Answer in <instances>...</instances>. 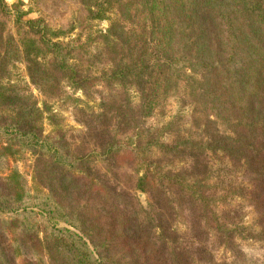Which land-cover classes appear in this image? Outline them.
Wrapping results in <instances>:
<instances>
[{"label": "rangeland", "instance_id": "rangeland-1", "mask_svg": "<svg viewBox=\"0 0 264 264\" xmlns=\"http://www.w3.org/2000/svg\"><path fill=\"white\" fill-rule=\"evenodd\" d=\"M93 1L0 0V86L13 89L15 97L17 92L23 98L24 107L36 104L40 108L44 143L55 145L52 152L43 156L31 150L9 158L0 153V180L6 183L17 170L21 174V181L16 183L19 188L26 184L31 192L58 197L68 218L77 226L60 218L52 219L38 207L30 209L42 214L46 229L67 228L86 244L83 248L75 241L65 252L47 243L41 249L27 248L18 240L17 264H96L87 258V248L98 264H151L159 257L166 264H264L260 243L253 247L251 241L237 239L235 243L240 248L229 246L226 250L221 245L224 237L211 236L208 248L201 250L207 246L199 238V235L203 237L200 231L205 226L195 230V218L202 214L209 216L206 208L184 210L182 202L176 199L174 204L180 213L172 216L169 211L176 209L169 210V207L174 197L169 187L165 188L166 184L159 185L158 179L159 191L164 189L167 193L158 195L167 199L164 207V201H155L154 194L140 187L148 171L160 176L170 168L180 169L186 162L190 166L187 171L191 170L188 154L183 156L169 150L174 141H190L194 152L205 154V144L221 134H229L239 123L242 116L234 107V100L242 94L251 66L258 61L264 63V25L249 10L240 14L239 7L236 15L229 16L234 20H221L225 45L218 53L237 80L233 90L224 93L220 88H211L205 77L207 70L195 81L191 71L180 67L182 56L207 63L217 53L202 42V34L192 25L195 15L189 10L182 11L169 1L170 9L162 16L158 14L155 20L154 14L145 10L135 12L134 0H124L117 5L114 16L120 18L123 26L118 32L122 44H108L101 33L108 31L111 22L95 18ZM134 22H146L142 37L149 43L151 32L162 37V45L172 47L167 53L177 60L168 91L160 95V104L152 115L141 108L144 96L139 85L133 82L137 78L132 74L138 71L134 57L139 50L136 41L139 36L133 37ZM55 31L61 34L56 36ZM161 46L156 48L150 44L147 52L161 55L158 49L165 50ZM74 56L97 76L87 91L75 87L69 69ZM125 66L129 74L121 83L115 77L120 76ZM3 117L1 114L0 122H8ZM6 141V137L0 138V144ZM229 157L223 150L205 154L210 171L207 178L212 187L206 194L213 195L216 201L218 195L226 200L218 205L220 210L240 200L239 187L247 184L243 168H236ZM76 175L82 177L78 184L72 180ZM63 176L69 178L63 179ZM186 205L192 204L187 201ZM158 207L161 208L157 210ZM240 212L244 225L254 221V208L244 205ZM157 213L160 217L162 213L163 217L168 216L164 230L157 226ZM58 214L64 216L61 211ZM112 217H117V221ZM113 221L116 227L112 231ZM126 227L129 233L150 228L151 247L143 251L140 246H133L132 240L125 236ZM16 235V229H11L10 236ZM23 237L20 233L19 239ZM187 244L194 259L192 263L183 256L184 250H180ZM160 249L165 250L158 255Z\"/></svg>", "mask_w": 264, "mask_h": 264}, {"label": "trees", "instance_id": "trees-1", "mask_svg": "<svg viewBox=\"0 0 264 264\" xmlns=\"http://www.w3.org/2000/svg\"><path fill=\"white\" fill-rule=\"evenodd\" d=\"M135 12L145 10L148 13L154 14V19H157V15H163L170 9L169 1L172 4L180 6L182 11L189 10L190 14L195 16L192 18V25L195 29H199L202 34V42L208 44L209 48H214L216 58L211 62L198 61L194 62L193 58L180 57L182 60L181 69L191 71L195 81L199 80V74L207 70L205 77L210 81L211 88L214 87L222 89L225 92H231L233 85L237 84V80L230 74L229 64L220 59V53L223 48V32L221 30L223 18L232 19L234 14L236 15L241 8V13L247 12L253 13L261 25H264V0H134ZM124 0H95L93 1V12L95 18L108 19L111 22V26L106 33H101L104 36L106 43L109 44H122L121 38H119L118 32L123 28L120 18H114L117 13V5L122 4ZM227 10H229L227 12ZM223 12V13H222ZM136 13V14H139ZM135 15V14H134ZM223 19V20H222ZM233 18L232 20H234ZM222 20V21H221ZM135 23L134 36L138 41V55L134 57V63L138 66V71L133 72V78L136 77L134 83L139 85L144 98L142 99V109L149 115L160 104V95L166 94L168 91L169 81L171 76L175 72V65L177 60L174 56H170L167 51L171 49V46L162 45L164 43L162 37L157 36L154 32H151L150 43L144 33L147 29V23L143 22L139 24ZM157 23V22H156ZM189 27V25H188ZM166 28V27H165ZM194 30L193 27L190 28ZM264 30V29H263ZM50 31L52 29L50 28ZM58 36L61 32H53ZM170 33V32H169ZM115 35V37H114ZM204 35V36H203ZM113 37V39H111ZM36 40L33 42L36 44ZM55 44H63L57 42ZM135 44V43H134ZM155 44L157 46H165V50L158 51L162 53L157 55L156 53L147 52V46ZM196 44V43H193ZM264 44V38H263ZM161 46V47H162ZM140 47V48H139ZM154 47V48H155ZM39 49V48H38ZM152 49V47H151ZM31 51V50H29ZM264 53V48H263ZM28 57L30 53L27 52ZM73 62L69 65L70 73L75 81V87L82 90H89L94 82L97 80V76L92 75L88 69L84 67V64L80 63V60L74 56ZM195 59V58H194ZM190 63V64H189ZM180 64V63H179ZM200 66H204L200 70ZM186 73V72H185ZM188 73V72H187ZM129 74L127 67L125 66L120 76L115 77L121 83ZM242 94L239 97H235L234 107L241 112V118L237 125H234L229 134H221L218 139L205 144V154L211 155L218 150L226 151L230 156L229 158L234 163L235 167L243 168L245 176H247V184L239 187L238 197L240 200L231 203V207L228 209H218L219 204L226 203V200L222 199L220 195L215 197L207 195L206 190H211L212 187L209 184L210 180L207 178L210 171L208 165L205 162V154L201 155L193 151L190 141H174L173 145L168 147L170 151L179 155L185 156L188 154L191 165V170L187 171L190 166L187 162L180 169L170 168L166 173H162L160 176L156 172L148 171L143 178V189H148L154 194V200L160 201L163 207L166 205V200L163 197L158 196L163 194L166 196L164 189L159 191L158 186L166 184L174 200L170 203L169 210H175V212L169 211L170 215L174 216L177 212L180 213L179 208L175 206V200L178 199L182 202L184 210L190 208L205 207L206 211L210 213L202 214L200 217L195 218V230L199 231L202 226H205L202 233L203 237L199 235L201 240H204L207 246H202L201 250L208 248V243L212 242L211 236L224 237L225 240H221V245L229 250V246L238 249L239 245L235 243L237 239L241 241H251L253 247L262 245L260 250H264V63L261 61L251 66L249 71V77L244 80ZM15 91L4 85L0 86V115L3 114V118H8V122H0V138L6 137V144H0V153H4V156L9 158L18 152H24L31 150L34 154L46 155L48 152H52L55 148L54 144L46 146L42 135V117L40 108L36 104L28 105L24 107L23 98ZM235 95V93H234ZM149 96V97H148ZM2 118V119H3ZM49 138V136H48ZM47 140V139H46ZM140 146L142 141V135L139 136ZM211 150V152H209ZM107 154V153H106ZM200 155V156H199ZM199 156V157H198ZM208 157V156H207ZM72 168V167H71ZM75 170V169H74ZM162 170V169H161ZM77 169L75 170V172ZM7 179V182L0 180V264H17V253H19L20 243L27 248L41 249L44 243L51 246L53 249L59 248L65 252L69 249L70 244H75L77 241L82 247L86 246L83 239L74 231L67 228L56 227H44L45 219L42 214L30 207H38L48 214L52 219L60 218L69 222L73 226H77V223L71 221L68 218L67 213L64 211L61 203L58 201V197L53 194H44L41 191L31 192L26 184L19 188L17 182L21 180V174L16 170L13 171ZM72 179L74 184H78L82 177L80 175L74 176ZM64 178H69L63 176ZM202 178V179H200ZM158 179L160 184L158 185ZM10 183L13 186L10 187ZM144 183V184H143ZM21 185L20 183H18ZM147 184V187L144 186ZM178 194V198L176 195ZM170 197V196H169ZM191 202V207L186 205V202ZM153 204V203H152ZM151 204V205H152ZM254 208V221L249 225H244V217L240 212L243 206ZM161 207H158L160 209ZM23 209L22 211H19ZM217 209V210H216ZM182 210V209H181ZM58 211H61L64 216H60ZM183 211V210H182ZM158 214L157 221L158 227L163 229L164 223L168 216L163 217V213L160 217ZM117 221V217H112ZM115 221L112 222V231L115 230ZM129 222L126 223V226ZM129 227V226H127ZM124 228L125 236L127 239L132 240V245L135 247L140 246L143 251H147L151 247V239L153 238V232L150 228L135 230L133 233H129L128 228ZM16 229V236H10V230ZM166 228V227H165ZM164 230V229H163ZM215 231V234L212 232ZM167 232V230L165 229ZM164 231V233H165ZM44 236L41 237V233ZM20 233L24 236L19 239ZM218 233V234H217ZM84 248V247H83ZM165 248V247H164ZM165 249H160L157 252L158 255L162 254ZM180 250H184L183 256L191 263L194 259L189 254L190 246L181 247ZM200 251V250H199ZM156 256V255H155ZM87 258L90 261L93 260L96 264L97 261L92 253L87 248ZM152 259V257H151ZM147 260H149L147 258ZM174 262V261H173ZM172 262V263H173ZM151 264H166L161 257L157 259V262H151ZM168 264V263H167Z\"/></svg>", "mask_w": 264, "mask_h": 264}]
</instances>
